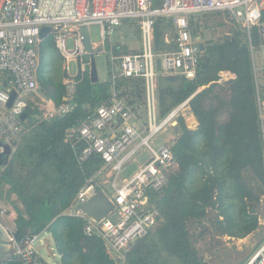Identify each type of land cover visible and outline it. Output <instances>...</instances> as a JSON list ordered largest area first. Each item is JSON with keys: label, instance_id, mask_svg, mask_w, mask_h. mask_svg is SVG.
I'll list each match as a JSON object with an SVG mask.
<instances>
[{"label": "trees", "instance_id": "trees-1", "mask_svg": "<svg viewBox=\"0 0 264 264\" xmlns=\"http://www.w3.org/2000/svg\"><path fill=\"white\" fill-rule=\"evenodd\" d=\"M160 7L161 0H154V9ZM193 21L189 24L196 37L199 23ZM153 35L157 55L176 51L171 19L158 17ZM260 43L258 29L253 28L251 44L259 50ZM61 68L62 59L48 37L40 45L37 78L39 92L55 106L65 96ZM222 72L235 79L219 84ZM113 93L134 111L141 106L145 112L142 79L91 83L88 71L76 87L72 111L51 122L34 123L35 112L28 108L25 132L12 155L2 158L0 191L7 186L6 199L14 195L21 205L15 207L12 236L20 242L27 236L49 234L60 264H115L100 239L84 234L83 219L62 215L101 167V160L92 157L78 165L64 142L65 133L81 125L87 108L111 104ZM31 97L26 98L30 105ZM156 97L160 118L191 98L189 109L197 127L190 130L179 118L171 128L175 166L166 174L163 191L150 197L162 220L126 254L125 264H208L204 253L210 249V238L240 240L256 231L258 214L253 208L264 196L260 120L246 39L234 32L220 42H205L194 78L159 73ZM204 220L208 225L190 232L189 224Z\"/></svg>", "mask_w": 264, "mask_h": 264}, {"label": "built area", "instance_id": "built-area-1", "mask_svg": "<svg viewBox=\"0 0 264 264\" xmlns=\"http://www.w3.org/2000/svg\"><path fill=\"white\" fill-rule=\"evenodd\" d=\"M205 13H220L228 23L238 25L251 58L254 51L251 33L257 28L261 39L259 50L264 54V0H161L159 9H154V0H0V142L9 145L12 152L26 130L20 117L28 108L35 112L34 123L51 122L72 111L71 100L76 87L90 68L80 32L82 27H99V42L91 41L92 53L105 56L110 82L118 78L143 80L144 120L113 93L111 104L87 108L85 120L78 128L67 130L64 138L78 165L92 157L101 160V167L86 181L62 215L83 219L84 234L100 239L115 264H125L126 254L162 220L150 197L163 191L166 174L175 166L171 149L175 137L158 148L151 143L161 131L175 127L179 118L186 121L184 112L189 111L191 98L160 118L156 80L159 73L194 78L200 38L196 40L192 35L189 22L190 18ZM158 17L173 21L177 46L174 52L157 55L154 51L153 27ZM130 20L136 21L142 50L125 54L121 46L112 43V36ZM43 28H49L48 37L62 59L65 89L59 106L47 100L52 106L49 111L44 108L46 100L39 93L37 78ZM157 59L160 60L159 72ZM253 72L264 161V62L259 68L253 64ZM3 76L8 79L7 84ZM12 91L16 92V99L7 108ZM29 95H32L29 100L32 105L26 99ZM142 149L149 151L147 162L138 166L129 178L120 179L124 166ZM100 177L104 180L97 182ZM97 189L113 205L112 211L99 221L82 209ZM44 235L45 232L27 236L20 242L15 240L12 258L1 264H49L37 249L39 245L48 250ZM244 264H264V242Z\"/></svg>", "mask_w": 264, "mask_h": 264}, {"label": "rangeland", "instance_id": "rangeland-1", "mask_svg": "<svg viewBox=\"0 0 264 264\" xmlns=\"http://www.w3.org/2000/svg\"><path fill=\"white\" fill-rule=\"evenodd\" d=\"M193 20V24L199 23V27L196 29V38H200V43L202 44L207 41L220 42L225 37L232 36L234 32H239L240 35L243 36L240 27L238 25L228 23L225 16L220 13L198 14L193 17ZM135 22L136 21L132 20L124 22L123 26L112 36V43L114 45L121 46L123 49H126L130 53H136L142 50V43L140 38L138 37ZM88 30L90 33L91 41L93 43H98L99 27L90 26ZM262 56L263 53L261 50L254 49L253 59L255 60V63L257 65L261 63ZM87 59H89V56L87 57ZM94 60L98 81L101 83L109 81L110 74L106 65L105 56H94ZM3 80L5 84H7L8 79H6L5 76H3ZM136 111L141 115V117H143H140V119L144 120L143 108L140 106ZM185 116H190V114L187 113V115ZM223 118L224 117H222V119ZM188 123V125L193 124L192 120ZM171 137H174L173 131L171 130V128H166L152 140L151 144L154 148H158L159 146L169 141ZM149 157L150 154L147 149H142L141 151H139L133 157V161L130 160L124 166L119 178L123 179L132 176V174L137 171L138 166L146 163ZM103 180L104 179L100 177L96 181L102 182ZM5 196L6 192L3 188L0 191V221L12 236L13 232L15 231L13 213L16 215V212L15 209L7 212L5 205L1 204L5 203ZM13 207L15 208V206ZM253 210L258 214V228L256 229V231H254L246 238L240 240L228 237L215 238L214 240L213 238H210V249L209 251L204 253L205 261L208 264H244L255 254V252L264 242V199H262L257 206H254ZM204 225H208L207 220L201 221L200 223L189 224L188 227L191 233H197L202 229ZM43 237L44 239H47L46 241H48L49 243L48 251L49 249H51V252L48 253L45 249L37 245L40 256L49 264H60V258L54 248V243L51 236H48L46 234Z\"/></svg>", "mask_w": 264, "mask_h": 264}, {"label": "water", "instance_id": "water-1", "mask_svg": "<svg viewBox=\"0 0 264 264\" xmlns=\"http://www.w3.org/2000/svg\"><path fill=\"white\" fill-rule=\"evenodd\" d=\"M49 28H43L40 31V39L43 41L44 39L48 38ZM80 32L83 36V44L84 49L89 55V76L91 83L98 82V76L95 66L94 55L92 53V44L89 35V30L87 27H82ZM198 38H196L197 40ZM192 40L194 41L195 38L193 37ZM200 51H203V44L199 43ZM156 69L159 72L161 70L160 67V60L157 59L156 61ZM16 99V92L12 91L9 97V101L7 103V108H10L13 102ZM26 117V114H22L20 119L23 121ZM0 148H2V152H0V166L2 165V158L7 157L9 158L12 155V150L7 144H2L0 142ZM83 211L91 218L96 221L101 220L104 218L109 212L112 211L113 205L108 200L106 195L100 190L97 189L95 194L84 204L82 207ZM14 243L15 239L9 234L8 230L4 227V225L0 221V264L9 261L13 256L14 250Z\"/></svg>", "mask_w": 264, "mask_h": 264}, {"label": "crops", "instance_id": "crops-1", "mask_svg": "<svg viewBox=\"0 0 264 264\" xmlns=\"http://www.w3.org/2000/svg\"><path fill=\"white\" fill-rule=\"evenodd\" d=\"M190 19H193V17L192 18H190ZM122 48V47H121ZM123 49V48H122ZM254 61V62H253ZM252 62H253V64H254V67H256V68H259L262 64H263V62H264V54H263V56H262V60H261V63L259 64V65H257L256 63H255V60L252 58ZM223 73H229V72H222V73H220L219 74V80H218V83L219 84H221V83H230L231 81H233L234 79H235V76L233 75V74H231V73H229L232 77L231 78H228L229 80H226V79H222V74ZM42 96V95H41ZM43 97V96H42ZM43 99H45L46 100V102H48V101H50V100H48L47 101V99L46 98H44L43 97ZM51 108H52V106H51ZM187 113L188 114H190V116H187L186 117V121H185V124H186V127L188 128V129H190V130H194L197 126V122H196V120H195V118H193V116H192V114H191V112H190V109H189V111H185L184 112V114L185 115H187ZM192 120V125H188L189 123L188 122H190ZM7 186L6 187H4V189H5V192H6V190H7ZM4 202L5 203H1V204H4L5 205V208L7 209V212H10L11 210H14L15 208L13 207V206H15V207H18L19 209H21V205L19 204V202L17 201V199H16V197L14 196V195H11L10 196V198L9 199H6V196H5V199H4ZM7 206V207H6ZM13 215H14V220H15V218H16V215L13 213ZM14 228H15V225H14ZM47 233H45V235H46ZM48 236H50L49 234H47ZM47 240V239H46ZM47 246L49 247V243H48V241H47ZM47 252L49 253V252H51V249H49V251L47 250ZM111 260V259H110Z\"/></svg>", "mask_w": 264, "mask_h": 264}, {"label": "bare ground", "instance_id": "bare-ground-1", "mask_svg": "<svg viewBox=\"0 0 264 264\" xmlns=\"http://www.w3.org/2000/svg\"><path fill=\"white\" fill-rule=\"evenodd\" d=\"M232 76L229 73H223L222 79L229 80L228 78H231ZM45 110L49 111L51 109V104L49 102H46L44 105Z\"/></svg>", "mask_w": 264, "mask_h": 264}]
</instances>
